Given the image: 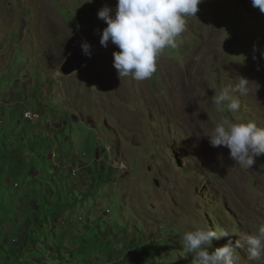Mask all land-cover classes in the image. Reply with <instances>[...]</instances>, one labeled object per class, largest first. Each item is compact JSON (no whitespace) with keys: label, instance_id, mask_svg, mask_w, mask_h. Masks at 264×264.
<instances>
[{"label":"rangeland","instance_id":"374dc122","mask_svg":"<svg viewBox=\"0 0 264 264\" xmlns=\"http://www.w3.org/2000/svg\"><path fill=\"white\" fill-rule=\"evenodd\" d=\"M116 3L0 0V159L3 147L24 150L34 161L25 164L28 171L63 192L64 201L72 200L70 216L62 214L64 236L78 246L62 248L65 257L69 246L75 251L70 264H195L183 248L185 232L208 227L255 234L264 224V154L243 169L228 148L212 147L205 135L225 116L264 128V13L251 0H202L178 47L158 58L152 78L136 81L119 78L113 66L117 46L100 44L107 24L98 11ZM83 42L91 45L87 63L64 75L62 65L83 53ZM239 76L249 80L246 95L232 93L241 107L221 113L211 97L234 88ZM25 106L37 110L34 118L45 120L46 130L64 121L58 138L48 131L56 158L43 138L20 134L37 123L26 122ZM17 138L15 148L10 142ZM35 151L46 156L48 168L33 159ZM60 159L67 168H82L72 178L59 176L54 164L62 165ZM12 178L13 172L6 184L15 192L0 182V264L25 236L24 199L17 195L28 178L17 188ZM47 217H39L44 225ZM52 223L61 236L63 226ZM48 239L58 246L53 235ZM229 239L234 245L238 236L213 238L209 250ZM42 252L50 256L44 247ZM237 254L239 264H261L248 260L246 247Z\"/></svg>","mask_w":264,"mask_h":264},{"label":"clouds","instance_id":"9594fccd","mask_svg":"<svg viewBox=\"0 0 264 264\" xmlns=\"http://www.w3.org/2000/svg\"><path fill=\"white\" fill-rule=\"evenodd\" d=\"M86 2L91 3L92 0ZM201 2L202 0H117L115 8L104 5L97 14L107 24L100 34V44L107 48L111 41L119 49L113 53V66L119 78L131 77L136 81L152 78L157 71L158 58L166 50L178 47V38L187 31L188 18H197ZM251 4L264 13V0H251ZM81 48L82 54L91 56L89 43L83 42ZM261 56L264 57V53ZM248 84L247 78L239 76L234 88L222 89L211 97V102L221 113L236 112L241 103L232 93L246 95ZM23 103L24 100L17 103L21 109ZM23 111L26 122L42 121L37 119L38 115L34 119L25 115L27 111L37 114V110L25 106ZM205 135L212 147L228 148L230 158L243 169H251L256 158L264 154V128L259 127L253 120L233 122L225 116ZM231 235L238 236L234 245L229 239L214 251L209 250L213 238L219 240ZM245 247L248 260L264 264V224L258 226L255 234H238L235 231L201 227L183 235L184 251L193 255L195 264H239L237 249Z\"/></svg>","mask_w":264,"mask_h":264},{"label":"trees","instance_id":"16d2710c","mask_svg":"<svg viewBox=\"0 0 264 264\" xmlns=\"http://www.w3.org/2000/svg\"><path fill=\"white\" fill-rule=\"evenodd\" d=\"M42 121V123L37 122L36 125H34V128H25L20 132V134H23V132L25 133V135H30L29 133H33L35 134L36 138H43V144L47 145L48 152L50 151L51 153V158H53V156L56 158L57 153L53 149V146L55 144L54 142H51V138L48 136V131L52 132V134L50 133L51 136L55 133L54 136L56 138L57 134H59L60 132V128L62 127L63 121H57L56 124H54V127L52 125L49 126L48 131L45 129L44 126L45 120ZM12 128L15 129V126H13ZM20 138H17V142H10V144L14 143L16 148L17 144L20 143ZM10 144L6 143L5 141L4 145L8 146ZM3 148L5 149L6 154L4 158L0 159V182H2L4 186H12L6 184V177H11L12 172L14 173V178H12L11 181L14 188H16L14 184H18V182L21 181L22 178L26 177L29 180L25 179L26 183L23 182V184H21L22 186L20 189V194L17 195V197L24 199V202H22V208L26 215V227L24 226V224H20V219H18L17 217L16 220L18 223L15 227H18V231L22 233L20 228L21 225L23 228V232H25V236L22 237V234L20 233V240H16L20 245L19 248L17 249V251L12 252L13 257H9V259L2 264H7V261H13V264H70L72 260L70 256H76L74 255L75 251L71 249V246H69L67 248L70 251L69 255L65 257L64 252H62V248L69 243H72L74 249H77L78 246L77 242L73 238H68L64 236L66 231V223L63 219L64 217L66 218V216H70V206L74 203L72 202V200L64 201L63 192L60 193L59 191H56L51 185H49L48 187V182L45 181V177H38L37 175H35V173H30L28 171V167L25 164H32L34 163V161L30 158V156H28V154L24 150H17L18 148L14 150H9L7 147ZM34 153L35 154L33 155V159L37 163H39V165L43 163V165H45V168H48V159H46V156H42V154H40L38 151H35ZM40 158L42 159V163ZM60 161L62 162V165L58 164L57 162L54 164L56 166V169L58 170H55V173L59 176H69L70 178H72L77 174L76 169L82 168L80 166H70L67 168V166L64 165L62 159H60ZM66 169L68 171H66ZM90 171H92V167ZM19 174L21 175V177H18ZM94 179L95 178H93V180ZM94 181H92L90 186H94ZM3 185L1 187H4ZM9 190H11V192H15L12 187H10ZM21 192H23V195L21 194ZM54 199L56 200V205H54L53 203ZM45 206H48V210L49 208H51V211H48V213H46ZM26 212L29 213V215H27ZM41 214L49 215V218H47L48 221L50 220V222L47 221V225H44V219H39ZM62 214H64L65 216L63 217ZM53 221L55 222V224L59 223L63 226L62 229L64 231L62 232L61 236H59L57 233H53V230L55 228V226H51V224H53ZM72 225L76 226V223H72ZM32 232H34V235H32ZM48 233L50 235H53L58 240L57 247H53L49 244ZM32 246L34 247L32 248ZM43 247L50 252L49 257L42 256ZM3 249V247L2 249H0V253Z\"/></svg>","mask_w":264,"mask_h":264},{"label":"water","instance_id":"95a60500","mask_svg":"<svg viewBox=\"0 0 264 264\" xmlns=\"http://www.w3.org/2000/svg\"><path fill=\"white\" fill-rule=\"evenodd\" d=\"M87 63V56L82 53L70 55L65 63L62 65V72L64 75H69L76 70L80 69Z\"/></svg>","mask_w":264,"mask_h":264},{"label":"built area","instance_id":"2783aa9c","mask_svg":"<svg viewBox=\"0 0 264 264\" xmlns=\"http://www.w3.org/2000/svg\"><path fill=\"white\" fill-rule=\"evenodd\" d=\"M27 118L34 119L33 114H31L29 111H27Z\"/></svg>","mask_w":264,"mask_h":264},{"label":"bare ground","instance_id":"6f19581e","mask_svg":"<svg viewBox=\"0 0 264 264\" xmlns=\"http://www.w3.org/2000/svg\"><path fill=\"white\" fill-rule=\"evenodd\" d=\"M175 83V82H174ZM186 85V84H185ZM185 87V86H184ZM31 114H33L31 111H29ZM27 117V113L25 114ZM35 115L37 116V114H33V117H35ZM190 126V125H189Z\"/></svg>","mask_w":264,"mask_h":264},{"label":"crops","instance_id":"0c3cea01","mask_svg":"<svg viewBox=\"0 0 264 264\" xmlns=\"http://www.w3.org/2000/svg\"><path fill=\"white\" fill-rule=\"evenodd\" d=\"M22 100V99H21ZM34 107V106H33Z\"/></svg>","mask_w":264,"mask_h":264}]
</instances>
